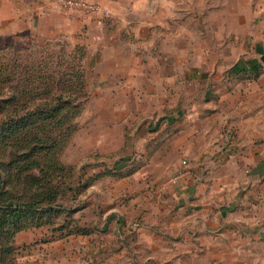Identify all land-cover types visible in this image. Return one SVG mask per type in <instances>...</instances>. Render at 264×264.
<instances>
[{"label":"rangeland","instance_id":"rangeland-1","mask_svg":"<svg viewBox=\"0 0 264 264\" xmlns=\"http://www.w3.org/2000/svg\"><path fill=\"white\" fill-rule=\"evenodd\" d=\"M226 2L201 3L208 19L219 17L214 39L189 14L186 48L174 36L165 48V32L116 47L155 57L171 49L175 58H141L142 93L131 95L104 86L131 63L98 58L95 43L88 51L63 34L0 39L6 264H186L184 241L166 237L194 230L197 219L217 234L203 240L197 264H264V46L253 16L231 22Z\"/></svg>","mask_w":264,"mask_h":264},{"label":"crops","instance_id":"crops-1","mask_svg":"<svg viewBox=\"0 0 264 264\" xmlns=\"http://www.w3.org/2000/svg\"><path fill=\"white\" fill-rule=\"evenodd\" d=\"M94 1H98L104 8L109 10L111 16L106 18L102 15H95L91 18L84 19L77 12L59 8L51 3V0H0V39L10 42L11 38L22 39L25 34L31 36L33 34L39 39L46 40L63 34L72 41L73 47L79 43L77 38H81V44L87 45L88 51H90L91 45L95 43L100 49V53L98 54L100 57L98 58H122L126 63H131V65L120 67L117 73H109L112 80L108 79L104 85L109 88H116L117 91L121 90L125 95H131L142 93V90L140 91V88L137 87V82L141 76L137 65L143 63L141 58H152L149 60L150 62L158 61L163 64L172 62L175 58L171 57V49H169V52H166L167 55L161 53L155 57L146 56L148 53L139 48L135 51L132 49L124 52V54H120L119 51L115 50L116 47L123 46L132 48L136 44L144 43L145 41L150 42L151 37L157 34V32H165L160 38L165 48H167L166 38H169L168 42L172 44L170 42L173 40L172 36H174L173 45L176 46L178 43L179 48H186L185 41H183V45H180L182 44L180 37L183 30H187L185 24L188 22L186 18L189 17V14L199 17L198 20L202 27L200 31L206 30L212 33V31L217 30V27L214 25L219 20V17L212 18L211 20L208 19L206 10L208 11L209 9L205 8V6L203 8V4L201 6L203 0H199L200 3L198 1L194 2L193 0ZM242 1L241 5L237 3V0H227L226 6L228 8V14H231L230 21L232 22V16L236 14L242 13L245 16H253L252 21L249 20V22L253 24V28L257 31L258 35L256 37L254 36L255 40L258 41L259 46H264V0ZM198 3L199 10L201 11L199 15L192 11ZM241 6L243 10L237 11V8L240 9ZM203 13H205V16H203ZM202 24H205L204 29ZM177 29L180 33L179 36L178 34L172 35V30L175 31ZM250 35H254V33ZM205 37H207L206 34ZM210 38L214 39L213 33L210 35ZM179 40L180 42H178ZM199 44L203 46V43L200 42ZM181 49L179 55H183L184 58H179V62L186 63L187 52L186 50L182 52ZM140 54H144L145 57H141ZM87 58H92L90 52ZM104 62H107V59ZM183 69L186 70V66ZM163 77L170 84L172 83V85H174L177 79L172 72L163 74ZM144 78L148 82V87L151 85L149 92L154 93L152 87L155 88L154 78L156 77L154 74H149L144 76ZM184 78L187 79V75ZM179 79L182 78L179 77ZM112 81L114 83H111ZM110 91L112 92L113 90ZM168 93H172L171 88H169ZM178 109L180 110V108ZM193 219L195 220L197 217L194 216ZM203 225L202 221L197 219L195 220L194 230H189L187 227L186 229H182L181 237H166L168 241L171 239H175V242H178V240L180 242L184 241V249L182 250L187 258L186 264H197V256L203 254L204 251L203 240L217 235L216 231L211 230L210 225L206 227L205 225L203 227ZM169 247L172 250L171 246Z\"/></svg>","mask_w":264,"mask_h":264},{"label":"built area","instance_id":"built-area-1","mask_svg":"<svg viewBox=\"0 0 264 264\" xmlns=\"http://www.w3.org/2000/svg\"><path fill=\"white\" fill-rule=\"evenodd\" d=\"M51 2L66 11L78 12L84 17L108 15L110 12L101 3L94 0H51Z\"/></svg>","mask_w":264,"mask_h":264},{"label":"trees","instance_id":"trees-1","mask_svg":"<svg viewBox=\"0 0 264 264\" xmlns=\"http://www.w3.org/2000/svg\"><path fill=\"white\" fill-rule=\"evenodd\" d=\"M1 195H2V193H0V197H1ZM1 204H2V202H0V205H1ZM0 232H1V225H0ZM3 254H4V256H5V260H6L3 264H6L7 261H8V259H9L10 254H9L8 251L5 252V249L1 247V242H0V257H1L2 260H3V258H4V257L2 258V255H3Z\"/></svg>","mask_w":264,"mask_h":264},{"label":"water","instance_id":"water-1","mask_svg":"<svg viewBox=\"0 0 264 264\" xmlns=\"http://www.w3.org/2000/svg\"><path fill=\"white\" fill-rule=\"evenodd\" d=\"M260 59H261L262 63L264 64V53L261 55Z\"/></svg>","mask_w":264,"mask_h":264}]
</instances>
